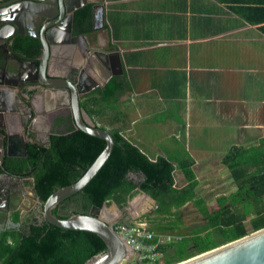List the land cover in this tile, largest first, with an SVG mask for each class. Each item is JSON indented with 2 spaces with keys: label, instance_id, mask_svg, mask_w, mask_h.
<instances>
[{
  "label": "crops",
  "instance_id": "1",
  "mask_svg": "<svg viewBox=\"0 0 264 264\" xmlns=\"http://www.w3.org/2000/svg\"><path fill=\"white\" fill-rule=\"evenodd\" d=\"M85 1L94 89L82 107L91 119L118 130L149 159L168 160L180 188L188 184L180 163H188L206 204L221 195L205 198L215 180L233 193L226 158L235 146L264 140V0ZM209 128L225 132L204 136Z\"/></svg>",
  "mask_w": 264,
  "mask_h": 264
},
{
  "label": "trees",
  "instance_id": "2",
  "mask_svg": "<svg viewBox=\"0 0 264 264\" xmlns=\"http://www.w3.org/2000/svg\"><path fill=\"white\" fill-rule=\"evenodd\" d=\"M77 12L82 18L90 17L89 6ZM85 109L91 113L89 108ZM110 133L115 143L107 160L80 191L63 200L80 202L72 213H88L93 205L101 207L111 202L123 208L137 192L150 194L157 205L152 212L155 220L147 228L155 238L171 236L161 246L164 264L187 259L264 227V144L233 148L225 163L236 190L221 194L209 205L197 197L198 182L188 163H180L188 180L180 188L175 185L174 166L168 160H151L118 130ZM104 146L103 139L77 130L67 135H53L49 147L28 144L27 156L12 158L8 165L14 172H33L35 190L43 201L56 188L80 178ZM74 161L79 166L76 170L71 169ZM236 195L240 197L235 198ZM191 199L202 220L185 224L181 209ZM63 201L52 209L60 218L72 214L57 213ZM143 217L149 219L150 214ZM28 226L24 230L0 231V264H84L106 250L104 241L89 231L61 228L45 219ZM127 264L158 263L138 260Z\"/></svg>",
  "mask_w": 264,
  "mask_h": 264
},
{
  "label": "flooded vegetation",
  "instance_id": "3",
  "mask_svg": "<svg viewBox=\"0 0 264 264\" xmlns=\"http://www.w3.org/2000/svg\"><path fill=\"white\" fill-rule=\"evenodd\" d=\"M75 2L70 1L71 4ZM58 3L59 0H43L40 3L0 0V131L5 133H0V231L24 230L31 222L41 223L45 219L42 215V200L35 190L33 172H14L8 162L12 158L26 157L28 144L49 147L53 135H67L80 130L70 106L60 103L53 109L45 110L44 102L36 98L35 94L41 88L38 84V87L33 88L32 80L37 77L34 62L41 55L42 27L49 45L46 71L52 72V75H61L63 70L67 73L72 71L70 74L75 82L81 78L79 89L84 91L81 107L83 99H88L94 89L89 74L93 56L90 17L82 18L77 12L82 6L71 14L61 13ZM33 8L42 10L35 12ZM101 37L104 40L105 33ZM16 87H20V90ZM16 93L29 106L28 101L35 102L31 113L26 111L24 103L17 97H13L12 103L8 102V97L12 98ZM6 108L10 110L7 112ZM82 120L85 122L84 118ZM17 125L20 129L16 128ZM95 126L98 125L95 123ZM76 161L73 162L72 170L79 167ZM78 205L79 201L67 199L57 207V213L70 214ZM155 207L153 204L141 216L152 212Z\"/></svg>",
  "mask_w": 264,
  "mask_h": 264
},
{
  "label": "water",
  "instance_id": "4",
  "mask_svg": "<svg viewBox=\"0 0 264 264\" xmlns=\"http://www.w3.org/2000/svg\"><path fill=\"white\" fill-rule=\"evenodd\" d=\"M27 1L40 3L43 0ZM70 1L72 0H59L58 4L61 13L71 14L86 2L85 0H74L77 2L71 4ZM32 10L39 12L42 9L33 8ZM47 16L50 17L51 14H47ZM43 29L44 27H42L40 34L42 43L41 55L38 57V61L34 62L37 77L32 80L33 88L38 86L41 88V91L37 90L38 94H35L37 100L44 102L45 110L53 109L60 103L70 106L73 112V119L78 128L89 135L103 139L105 146L80 178L73 183L56 188L41 202L42 215L48 222L58 227L89 231L97 234L104 241L106 250L95 254L84 264H127L131 261H138L140 260L138 252L133 250L130 244L114 230L113 224L130 223L136 218L135 210L139 208L138 204L141 198L154 201L148 194H138L128 200L125 211L132 215L129 220L125 215L124 209L118 207L114 202H111V209L109 204L107 205L106 203L101 207L93 205L89 213H72L64 218L52 213V209L61 201L80 191L95 176L110 155L115 142L112 134L102 127L95 126L88 112L80 106L81 96L84 93L82 89H79L81 78L79 82H75L73 75L70 74L72 71L67 73L63 70L61 75H52V72L46 71V57L49 54V45ZM16 58L25 60L20 57ZM64 69L66 70V67ZM34 81H37V83ZM19 88L16 87V89L20 90ZM13 97L19 99V95L16 93L12 98L8 97L9 103H12ZM19 101L24 103L28 113H31V108L36 105L33 100L28 101L31 106L22 99H19ZM9 110L10 108L5 109L7 112ZM82 118H84L85 122H83ZM16 128H19V126L17 125ZM0 133L5 135L3 130ZM25 149L26 147L23 146V150ZM132 176L137 178L135 174H132ZM173 264H264V227Z\"/></svg>",
  "mask_w": 264,
  "mask_h": 264
},
{
  "label": "built area",
  "instance_id": "5",
  "mask_svg": "<svg viewBox=\"0 0 264 264\" xmlns=\"http://www.w3.org/2000/svg\"><path fill=\"white\" fill-rule=\"evenodd\" d=\"M113 228L133 250L138 252L140 260L163 263L164 252L161 246L171 240L170 235H159L155 238L153 232L147 229L145 222L115 223Z\"/></svg>",
  "mask_w": 264,
  "mask_h": 264
},
{
  "label": "rangeland",
  "instance_id": "6",
  "mask_svg": "<svg viewBox=\"0 0 264 264\" xmlns=\"http://www.w3.org/2000/svg\"><path fill=\"white\" fill-rule=\"evenodd\" d=\"M184 101L185 100H183V104H184ZM115 111V110H114ZM118 111V112H117ZM117 114V115H119V113H120V110H116L115 112H114V114ZM157 113H158V117H160V118H164V116L163 115H161V113H160V111L159 110H157ZM183 116V115H182ZM181 114L179 113V112H177V118H178V121H179V123H180V129H179V131L180 132H182L183 134H182V136L185 138V126L184 127H182V120H181ZM153 117V113H152V116H151V118ZM151 118L148 120V121H152L151 120ZM142 121L143 122H146V120L145 119H142ZM209 125H213V123H211V124H209ZM219 127H220V124H219ZM225 129L224 128H218V129H211V128H209L208 129V132L204 135V136H207V137H212V136H215V135H217L218 133H220V132H225L224 131ZM190 133H191V135H192V131H190ZM195 134V133H194ZM261 144H264V140L263 141H261L260 142ZM214 189L212 190V191H210L211 193L210 194H207V196H205V198L208 200L207 202H209V200H211L213 197H214V195L215 194H218V193H225V194H230V190H228L224 185H222L221 187H219L217 184H218V182H217V180H215L214 181ZM221 184V183H220ZM219 184V185H220ZM136 195H138V194H136ZM232 196V195H231ZM235 198H239L240 196L239 195H236V196H234ZM232 204H234V206H236L235 205V203H232ZM109 206H110V209H111V203L109 204ZM153 207V204L148 200V199H146V198H143V201H142V203H141V209H142V211H144V213L147 211V210H149V209H151ZM182 211H181V213H182V215H181V219L183 220V222L185 223V224H194V222H200L201 220H202V217L200 216V214H199V212H198V210H197V208L194 206V204L193 203H188L184 208H182L181 209ZM153 212V211H152ZM152 212H149V214H150V217H149V219L147 218V217H143V216H137L136 218H135V220L133 221V223H138V222H145L146 223V226L147 227H151L152 225V222H153V220H155L154 218H155V215L154 214H152ZM124 264H126V263H124ZM162 264H164V263H162Z\"/></svg>",
  "mask_w": 264,
  "mask_h": 264
}]
</instances>
